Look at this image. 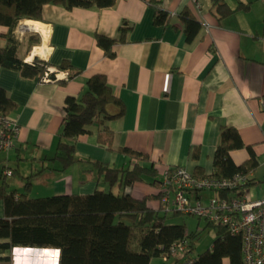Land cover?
<instances>
[{
  "label": "crops",
  "instance_id": "1",
  "mask_svg": "<svg viewBox=\"0 0 264 264\" xmlns=\"http://www.w3.org/2000/svg\"><path fill=\"white\" fill-rule=\"evenodd\" d=\"M225 1L232 8L240 1L250 7L220 18L213 0H116L112 6L71 9L46 3L41 19H21L44 25L47 36L40 30L22 33L16 27L19 57L48 61L55 78L42 81L0 64V88L15 103L9 115L20 125L14 146L0 152V184L6 180L9 189L20 195L29 178L32 197L109 189L90 160L126 167L131 157L118 150L122 147L148 154L146 163L156 166L158 177L169 165L186 166L197 175V170L201 175L213 173L223 125L234 126L244 141L230 151L234 162L245 161L252 149L258 166L250 176L264 178V0ZM158 5L173 13L165 24L154 22ZM185 6L202 23L192 41L187 40L178 15ZM123 26L127 28L121 39ZM9 31V26L0 24V46L7 44ZM98 34L117 39L113 56L99 45ZM31 38L38 41L29 48ZM38 45L44 53L31 58ZM63 60L79 73L69 77L68 70H59ZM94 73L106 75L125 106L121 117L106 121L114 131L112 149L98 141L99 126L92 125L91 132L70 140L80 160L60 169L54 155L66 97L79 96ZM108 109L117 112L119 106L110 104ZM138 161L143 162L142 157ZM7 169L13 173L5 174ZM262 185L249 188L251 197L264 196ZM113 189L120 188L116 184ZM124 190L139 198L149 196L151 207L163 206L156 197L160 185L149 180L135 181ZM0 216H4L2 200ZM59 256L56 247L18 245L0 249V264H14V257L19 264H34L35 258H40L37 264H59ZM162 262L161 257L156 264ZM223 264H231L230 258L224 257Z\"/></svg>",
  "mask_w": 264,
  "mask_h": 264
},
{
  "label": "trees",
  "instance_id": "2",
  "mask_svg": "<svg viewBox=\"0 0 264 264\" xmlns=\"http://www.w3.org/2000/svg\"><path fill=\"white\" fill-rule=\"evenodd\" d=\"M156 3V0H150ZM158 1V0H157ZM116 0H0V24L9 26L7 44L0 46V64L19 70L24 76L42 79L45 71L55 78L49 62L35 56L32 61L19 57V41L14 29L23 18L41 19L42 8L46 3L62 4L66 8L76 6L114 5ZM219 17H225L238 9H248L249 2L240 1L235 8L225 0H213ZM172 11L161 5L156 6L154 22L167 23ZM178 15L184 22V30L188 41H192L202 28L201 21L189 6H185ZM123 26L121 39H124ZM101 45L109 56H113V44L116 38L97 35ZM37 38H31L29 48L36 44ZM59 70H68L69 77L79 73L69 60H63ZM119 106L117 112H110L108 106ZM15 103L0 88V111L9 113ZM124 103L113 92L103 73H94L86 82L79 96H67L65 100V116L58 133L54 159L61 162L60 169H66L80 160L76 155V145L71 142L83 133L91 132V126H99L97 139L101 144L112 149L114 131L107 120L121 117L124 114ZM244 145L241 134L234 126L223 125L220 141L215 150L213 163L217 176L230 177L240 172L250 175L258 166V159L252 149L251 155L240 164H236L230 151ZM119 151L128 154L131 162L126 167H115L101 161H92L99 174L109 183V189L97 188L89 194H57L32 197V182L28 178L25 191L17 195L15 189L3 180L0 184V200L4 203V216H0V249L14 246L56 247L60 250L59 264H152L153 257L168 255V260L161 264H178L186 255L195 256V264H223V258L229 257L231 264H243L241 254V236L231 234L226 226L211 221L216 227L217 236L212 245L193 254L195 241L200 231L190 232L186 224L172 220L182 213L176 209H159L151 207L149 196L135 197L125 192L127 185L138 180H149L160 185L158 169L148 161V154L130 147H122ZM198 151L193 156L197 157ZM142 157L143 162L138 161ZM13 171V170H12ZM199 175L202 171L197 170ZM256 177H249L244 186L257 184ZM119 186L115 191L113 187ZM160 197V192L156 195ZM188 238L187 250L179 256H172L170 247L178 239ZM9 258V256H6Z\"/></svg>",
  "mask_w": 264,
  "mask_h": 264
},
{
  "label": "built area",
  "instance_id": "3",
  "mask_svg": "<svg viewBox=\"0 0 264 264\" xmlns=\"http://www.w3.org/2000/svg\"><path fill=\"white\" fill-rule=\"evenodd\" d=\"M50 79L45 71L41 80ZM19 130L18 121L0 111V152L14 146ZM12 173V169L5 171ZM249 177L240 172L230 177L214 172L197 175L186 166L169 165L159 175L160 200L165 210L173 208L226 226L231 234L241 236L243 264H264V196L251 197L244 186ZM188 246V238L176 240L170 247L172 256L184 253ZM161 257L168 260L167 254ZM178 264H195V256L186 255Z\"/></svg>",
  "mask_w": 264,
  "mask_h": 264
},
{
  "label": "rangeland",
  "instance_id": "4",
  "mask_svg": "<svg viewBox=\"0 0 264 264\" xmlns=\"http://www.w3.org/2000/svg\"><path fill=\"white\" fill-rule=\"evenodd\" d=\"M23 24V21L20 22V24L17 26L18 30L24 31V33H28L29 30H21V26ZM259 182L257 184L252 185L251 187H254L256 185L263 184L262 186H264V178H260L258 179ZM142 181V180H139ZM250 188V187H249ZM153 199H151L152 201ZM174 221L177 222H183L186 224L187 230H189L190 232L193 231H200L199 236L197 237L196 241H195V247L193 249V254H197L207 248H209L212 245L213 240L216 238L217 236V232H216V227L212 224H208L207 225V221L197 217L196 215H192V214H186V213H179L177 214L175 217H173ZM153 264H156L158 262L161 261V257L157 256V257H153ZM40 258H35L33 263L37 264L39 263Z\"/></svg>",
  "mask_w": 264,
  "mask_h": 264
},
{
  "label": "bare ground",
  "instance_id": "5",
  "mask_svg": "<svg viewBox=\"0 0 264 264\" xmlns=\"http://www.w3.org/2000/svg\"><path fill=\"white\" fill-rule=\"evenodd\" d=\"M21 30H40L43 32L45 39L47 36L46 27L34 20L24 19L23 24L21 26ZM39 52H41L42 54L44 53L43 46L41 45L35 46L33 48L32 52L30 53V57L32 58V56L38 54Z\"/></svg>",
  "mask_w": 264,
  "mask_h": 264
},
{
  "label": "clouds",
  "instance_id": "6",
  "mask_svg": "<svg viewBox=\"0 0 264 264\" xmlns=\"http://www.w3.org/2000/svg\"><path fill=\"white\" fill-rule=\"evenodd\" d=\"M14 264H19L18 259H16L15 257H14Z\"/></svg>",
  "mask_w": 264,
  "mask_h": 264
},
{
  "label": "water",
  "instance_id": "7",
  "mask_svg": "<svg viewBox=\"0 0 264 264\" xmlns=\"http://www.w3.org/2000/svg\"><path fill=\"white\" fill-rule=\"evenodd\" d=\"M23 247H27V248H29V249H33V247H32V246H23ZM39 248H41V249H42V247H39Z\"/></svg>",
  "mask_w": 264,
  "mask_h": 264
}]
</instances>
